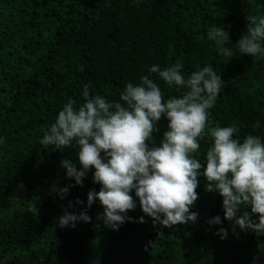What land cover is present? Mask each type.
<instances>
[{"label":"trees","instance_id":"obj_1","mask_svg":"<svg viewBox=\"0 0 264 264\" xmlns=\"http://www.w3.org/2000/svg\"><path fill=\"white\" fill-rule=\"evenodd\" d=\"M252 15L264 17V0H0V264H264V235L225 218L223 197L205 188V177H197L189 208L196 222L154 224L133 189V219L112 229L97 218L104 207L98 199L86 204L87 193L100 189L94 168L77 185L61 165L67 158L81 167L78 146L40 142L64 103L83 102L84 85L90 96L115 102L152 64L176 62L185 75L205 64L221 74L224 85L208 110L212 126L235 125L234 138L264 141V55L240 54L235 44ZM213 24L229 34L230 59L207 39ZM150 78L164 99L184 92L156 73ZM167 125L162 115L145 143L158 146ZM198 142L193 155L202 171L212 141L205 135ZM64 186L69 191L61 198ZM85 208L89 221L59 225L65 210ZM243 211L251 213L250 205ZM216 215L221 224H209Z\"/></svg>","mask_w":264,"mask_h":264},{"label":"clouds","instance_id":"obj_2","mask_svg":"<svg viewBox=\"0 0 264 264\" xmlns=\"http://www.w3.org/2000/svg\"><path fill=\"white\" fill-rule=\"evenodd\" d=\"M247 31L235 43L240 54L264 55V17L247 16ZM219 53L230 59L232 48L227 46V31L216 24L206 33ZM179 62L161 68L152 64L148 75L140 83H126L118 101L89 94L84 85V100L78 106L69 99L58 111L54 123L44 132L41 143L63 150L75 145L80 168L67 158L61 160L66 175L82 185L90 166L93 180L100 184L99 191L87 193V207L96 199L104 206L97 218L112 229H118L133 218L127 210L134 209L136 201L130 194L135 190L142 211L153 218V223L171 226L177 223L196 222L198 213L190 206L198 197L195 189L198 176L206 178L207 190H215L222 197L224 217L241 230H254L264 235V141L260 136L248 134L242 140L234 138L239 129L235 125H211L212 108L224 81L211 64H205L190 74L181 71ZM156 73L167 85L182 87L180 96L163 98L160 86L150 78ZM123 102V103H122ZM168 120L167 130L159 145L149 147L161 116ZM211 138L202 171L201 161L193 153L200 144L199 138ZM5 138L0 135V144ZM103 153V155H101ZM69 186L58 188L61 198ZM77 203H84L76 198ZM251 207V213L241 207ZM69 201V207H71ZM259 215L252 218L251 214ZM91 219L86 208L79 213L64 211L58 217L60 226L75 227L79 221ZM144 217H140L142 222ZM221 224L219 215L208 220ZM221 238L228 235L220 227Z\"/></svg>","mask_w":264,"mask_h":264}]
</instances>
